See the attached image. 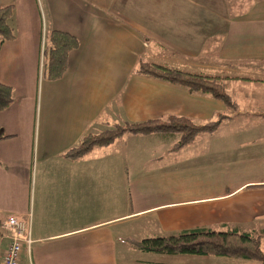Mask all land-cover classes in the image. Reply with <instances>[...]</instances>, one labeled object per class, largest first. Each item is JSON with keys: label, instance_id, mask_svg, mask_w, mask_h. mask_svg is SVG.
Masks as SVG:
<instances>
[{"label": "crops", "instance_id": "0c3cea01", "mask_svg": "<svg viewBox=\"0 0 264 264\" xmlns=\"http://www.w3.org/2000/svg\"><path fill=\"white\" fill-rule=\"evenodd\" d=\"M4 5L14 7L16 36L0 44V83L14 96L0 111V217L31 213L34 241L20 264H186L184 254L141 251L131 240L264 230V0ZM50 30L78 40L53 80L41 74ZM139 62L217 76L237 109L140 73ZM220 113L214 132L177 149L178 134L125 133L64 156L116 123L174 115L199 124ZM6 244L0 238V251Z\"/></svg>", "mask_w": 264, "mask_h": 264}, {"label": "trees", "instance_id": "16d2710c", "mask_svg": "<svg viewBox=\"0 0 264 264\" xmlns=\"http://www.w3.org/2000/svg\"><path fill=\"white\" fill-rule=\"evenodd\" d=\"M13 5L0 6V44L15 38V29L10 24ZM78 46L77 38L65 31L50 30L42 40V77L53 80L60 78L67 67L69 52ZM136 70L140 73L178 84L190 93H200L222 101L232 110L237 105L225 91L221 78L203 73H193L154 62H139ZM14 100L10 86L0 83V111ZM225 114L205 123H194L181 116L148 119L140 122L116 123L98 133L88 132L78 143L68 149L64 156L77 158L94 147H104L125 133L150 134L154 132L178 134L179 138L172 149L180 148L200 133H212L219 126ZM0 217V225H1ZM1 232V230H0ZM132 245L145 252L162 254L211 255L230 258L250 259L256 264H264V250L261 236L237 229L214 230L192 228L178 233L131 240Z\"/></svg>", "mask_w": 264, "mask_h": 264}, {"label": "built area", "instance_id": "2783aa9c", "mask_svg": "<svg viewBox=\"0 0 264 264\" xmlns=\"http://www.w3.org/2000/svg\"><path fill=\"white\" fill-rule=\"evenodd\" d=\"M0 230V238L7 242L0 251V264H20L22 250L25 248L29 251L34 241L31 213L5 216L1 220Z\"/></svg>", "mask_w": 264, "mask_h": 264}, {"label": "rangeland", "instance_id": "374dc122", "mask_svg": "<svg viewBox=\"0 0 264 264\" xmlns=\"http://www.w3.org/2000/svg\"><path fill=\"white\" fill-rule=\"evenodd\" d=\"M252 234L261 236V248L264 250V230L252 231ZM181 260V262H186V264H256V261L250 259H237L218 256H207L202 258L189 255L186 256V254L181 256Z\"/></svg>", "mask_w": 264, "mask_h": 264}]
</instances>
